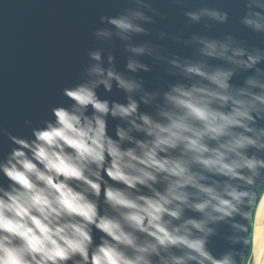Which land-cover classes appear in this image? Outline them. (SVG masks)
Masks as SVG:
<instances>
[{
    "label": "clouds",
    "instance_id": "1",
    "mask_svg": "<svg viewBox=\"0 0 264 264\" xmlns=\"http://www.w3.org/2000/svg\"><path fill=\"white\" fill-rule=\"evenodd\" d=\"M122 3L45 118L0 126V264H264V47L228 32L162 55L132 43L151 35L150 0ZM237 6L242 30L264 37V0ZM183 16L231 20L221 7ZM143 57L166 66L159 87Z\"/></svg>",
    "mask_w": 264,
    "mask_h": 264
},
{
    "label": "water",
    "instance_id": "2",
    "mask_svg": "<svg viewBox=\"0 0 264 264\" xmlns=\"http://www.w3.org/2000/svg\"><path fill=\"white\" fill-rule=\"evenodd\" d=\"M150 2L156 9V23L145 25L151 35L134 37V44L158 45L162 55L195 56L194 47L183 41L193 35L223 39L231 32L250 45L264 47V37L247 33L238 24V0H183V7L175 0ZM123 6L122 0H0V126L22 132L25 118H45L49 106L61 99L59 89L78 77L86 52L95 43L92 32L100 26L99 17L114 15ZM205 6L230 10L229 24L207 28L202 21L189 25L183 12ZM123 49L124 43L118 39L110 46L121 71L127 57ZM142 60L152 72L141 75L150 88L159 87L167 79L166 66L149 57ZM111 98L122 100L123 95L114 91ZM5 150L6 144L0 140V153ZM216 246L222 247L221 242Z\"/></svg>",
    "mask_w": 264,
    "mask_h": 264
}]
</instances>
